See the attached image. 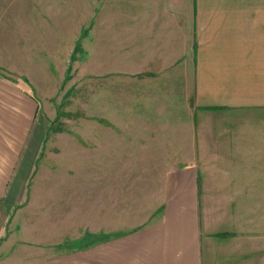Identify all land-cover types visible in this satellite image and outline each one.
<instances>
[{
    "label": "crops",
    "instance_id": "1",
    "mask_svg": "<svg viewBox=\"0 0 264 264\" xmlns=\"http://www.w3.org/2000/svg\"><path fill=\"white\" fill-rule=\"evenodd\" d=\"M106 1L127 19L120 65L187 100L175 129L191 135L175 154L184 165L165 177L161 219L74 253L94 264H264V0ZM37 115L34 96L0 76L2 252L33 179Z\"/></svg>",
    "mask_w": 264,
    "mask_h": 264
},
{
    "label": "rangeland",
    "instance_id": "2",
    "mask_svg": "<svg viewBox=\"0 0 264 264\" xmlns=\"http://www.w3.org/2000/svg\"><path fill=\"white\" fill-rule=\"evenodd\" d=\"M117 5L0 0V76L34 96L39 150L0 264H94L73 249L163 215L165 177L184 165L175 154L191 135L175 129L188 103L120 65L127 19L113 17Z\"/></svg>",
    "mask_w": 264,
    "mask_h": 264
},
{
    "label": "trees",
    "instance_id": "3",
    "mask_svg": "<svg viewBox=\"0 0 264 264\" xmlns=\"http://www.w3.org/2000/svg\"><path fill=\"white\" fill-rule=\"evenodd\" d=\"M136 230V229H135ZM135 230H132V231H135ZM130 233V232H129ZM128 233V234H129ZM125 235H127L126 233H120V234H111V235H108V234H97V235H95L94 237H95V243L93 244V245H87V246H80L79 248H76V249H79V250H83V249H88V248H90V247H92V246H96V245H98V244H100V243H103V242H106V241H109V240H111V239H113V238H119V237H123V236H125ZM76 249H73V250H75V251H78V250H76ZM70 251H72V249H71V245H70Z\"/></svg>",
    "mask_w": 264,
    "mask_h": 264
}]
</instances>
